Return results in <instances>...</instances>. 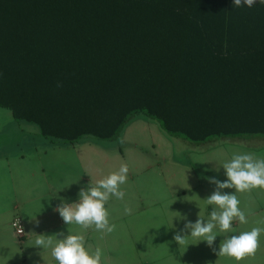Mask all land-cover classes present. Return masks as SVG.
<instances>
[{"label":"trees","instance_id":"1","mask_svg":"<svg viewBox=\"0 0 264 264\" xmlns=\"http://www.w3.org/2000/svg\"><path fill=\"white\" fill-rule=\"evenodd\" d=\"M233 5L0 0V107L54 144L140 115L195 144L264 138V4Z\"/></svg>","mask_w":264,"mask_h":264},{"label":"rangeland","instance_id":"2","mask_svg":"<svg viewBox=\"0 0 264 264\" xmlns=\"http://www.w3.org/2000/svg\"><path fill=\"white\" fill-rule=\"evenodd\" d=\"M20 128L26 132L37 131L33 125L16 123L11 111L0 107V156L14 155L23 149ZM118 139H123L124 143L118 144ZM43 140L48 142L47 139ZM87 140L105 147L107 153L104 158H98L96 153L82 156L81 148L78 152L68 151L67 162L72 166L69 169L70 174L82 172L83 175L91 177L95 186L96 181L118 170L122 162L129 166L127 180L120 185V189L125 192L123 200L110 196L105 205L109 211V223L115 224V230L106 233L96 230L94 225L84 230L80 225L72 224L80 228L73 234L83 232L86 236V247L91 245L93 251L97 247L102 249V264H236L234 257H218L213 247L218 250L225 238L260 226L257 222L264 215L250 218L248 223L239 224L233 231L221 233L212 247L207 241L197 243L190 236L184 245H179L174 236L184 228L187 220L195 222L199 214L205 219L211 211L207 209L211 205L207 204L206 198L216 186L205 177L226 180V170L222 164L230 161L234 153H252L258 158H264V138H222L195 144L181 137H169L155 121L140 115L115 140L87 137L82 143ZM29 149L34 150L32 147ZM110 150L117 152L110 155ZM51 158H45L42 163L49 167L46 176H40L38 171L33 175L29 174L26 163L14 162L10 168L0 163V264H14L21 256L19 243L22 240L13 233V229L10 230V225H7L8 217H5L13 200H20L23 205L22 216L28 231L33 233L37 225L42 228L51 227L46 235L61 232L54 229L52 224V220L57 215L60 216L54 209L65 198H68V203L79 201L78 193L84 187L78 183L68 193L48 197L47 192L41 190L44 180L47 179H60L63 183L71 181L70 176L57 179L56 175L54 177L50 174L53 166ZM33 166L34 170H38L36 164ZM217 168L219 171H216ZM183 191L186 193L183 194ZM221 191L234 193L235 189ZM236 195L245 204L243 211L249 210L248 205L256 204V201L264 202V189L261 188ZM125 206L131 208V214L125 213ZM180 214L186 216L187 220L178 218ZM62 231L64 235L68 233V230ZM215 231L219 232L218 226ZM181 234L190 235V230ZM248 258L250 264L264 262V234L260 237V247L255 256ZM16 264L58 262L52 257L51 248L35 246L27 262ZM237 264L247 263L243 259Z\"/></svg>","mask_w":264,"mask_h":264},{"label":"clouds","instance_id":"3","mask_svg":"<svg viewBox=\"0 0 264 264\" xmlns=\"http://www.w3.org/2000/svg\"><path fill=\"white\" fill-rule=\"evenodd\" d=\"M259 2L264 4V0H259ZM256 3L257 0H234L233 7L247 5L251 8ZM57 86H62V83H58ZM117 143L122 145L124 140L118 139ZM222 165L226 170V180L221 181L211 176L205 177L216 186L206 198V202L209 205H217L220 210L217 211L214 208L207 220L199 214L195 222L187 220L186 216L178 215V218L187 220L184 228L174 236V240L179 245H184L190 236L197 240V243L207 241V244L212 247L218 235L233 231L232 222L234 220L238 219L241 224L248 223L246 213L240 208L241 201L236 193L251 191L254 188L264 189V158H258L252 153H234L231 160ZM216 171H219V168ZM128 172V164L122 162L118 170L96 181L95 186L90 182L86 190L81 188L78 193V202L68 203L64 200L54 210L59 212L65 224L70 225L69 234L64 236L63 231L52 235L41 234L33 245L42 246L43 249L51 248V255L58 264H102V249L97 247L93 251L91 245L86 247L83 232L73 234L71 225L75 223L84 230L94 225L98 231L112 233L116 226L109 223V211L105 205L110 196L123 200L125 192L120 189V185L126 182ZM229 188H234L235 192L221 191ZM124 211L126 214H131V208L128 206H125ZM257 223L260 226L252 227L250 231H242L239 235L225 238L220 243L219 249L213 247V251L218 257H234L236 261L255 256L260 247V237L264 234V218ZM217 226L219 232L215 231ZM187 230H190V235L181 234V232L186 233Z\"/></svg>","mask_w":264,"mask_h":264},{"label":"crops","instance_id":"4","mask_svg":"<svg viewBox=\"0 0 264 264\" xmlns=\"http://www.w3.org/2000/svg\"><path fill=\"white\" fill-rule=\"evenodd\" d=\"M20 134L22 135L21 143H24L23 149H21L20 152L15 153L14 155L0 156L1 164H6L10 168L14 162L15 163L19 162L20 164L26 163L28 164V167H29L28 169L29 174L33 175V173H36V171H38L39 172L38 174L40 176H46L48 174L49 167L47 165H43L42 163L45 162L44 161L45 158L52 157L51 162L53 163V166L50 168V170H52L50 174H53L54 177L56 175L57 179L59 177L63 178L65 176H68V177L70 176L71 178V181H68L67 183H63L59 181L60 179L58 180L54 179L53 181H50L48 179L44 180L45 184L42 186L41 190L44 192H47L48 195L46 197L51 196V195L53 196V194L68 193V191L70 192L75 186H77V183L79 185H82V187H84L85 189L87 188L90 182L92 183V185H94L91 177L83 175L82 172L77 173V174L75 173V175L69 173V169H72V166H69L67 162L68 151L78 152L81 148L82 156L96 153L98 158L100 156L104 158L107 153L105 147L97 145L91 140H87L83 143L81 141V143L77 146H73L69 144H54V143H51L50 141L47 142L46 140H43V138L37 135V131L36 132L27 131L26 132L21 129ZM31 147L34 150L30 151L29 148ZM116 152L117 151L110 150L108 151V154L114 155L116 154ZM35 164L37 165L38 170H34L33 165ZM182 193L185 194L186 192L183 191ZM65 200L67 201L68 198H65ZM255 203L256 204H252L251 206L248 205V208L250 209L245 211L247 220H249L250 218H258L259 216L264 215V202L256 201ZM244 206L245 204L243 203L240 204L241 209H243ZM22 208H23V205L20 203V200L15 199L11 203L10 209L6 211L5 213L6 214L5 217L6 216L8 217L7 225L8 226L10 225V230H12V227H11L12 220L15 217H17L16 215H20L23 218L22 221L25 227V235L23 236V238H20V240H22L21 241L22 243H19V250H20L21 256L18 261H15L14 264H16V262H19V263L23 261L27 262V259L30 257L31 250L35 248V245L33 244L36 238L41 234H46V231L50 230L51 228V227L42 228L41 226L37 225L33 233L29 232L27 223L25 222L24 217L22 216ZM214 208L217 211L220 210L217 205H211L210 207L209 206L207 207V209H211V211ZM211 211L208 212L207 216H205L206 220L210 216ZM52 221H53L52 224H54L53 227L56 230H61V231L69 230L70 228V225L65 224L62 217H60L59 215H57L55 220H52ZM232 224H233V228L234 227L238 228L239 224L241 223L239 222L238 219H236L232 222ZM71 228H72V232H76L78 229H80L76 225H73V226L71 225ZM1 231H2V228H1ZM68 234H69V231L64 236H67ZM59 238H63V237H59ZM85 241L87 243V239ZM244 260H246L247 264H250L249 263L250 259L248 257H246ZM237 263H239V261H236V264ZM262 264H264V262Z\"/></svg>","mask_w":264,"mask_h":264},{"label":"built area","instance_id":"5","mask_svg":"<svg viewBox=\"0 0 264 264\" xmlns=\"http://www.w3.org/2000/svg\"><path fill=\"white\" fill-rule=\"evenodd\" d=\"M11 227L17 236L23 238V236L25 235V227L21 217H15L12 220Z\"/></svg>","mask_w":264,"mask_h":264}]
</instances>
